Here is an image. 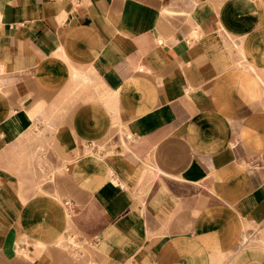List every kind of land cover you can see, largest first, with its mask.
Wrapping results in <instances>:
<instances>
[{
  "label": "crops",
  "instance_id": "0c3cea01",
  "mask_svg": "<svg viewBox=\"0 0 264 264\" xmlns=\"http://www.w3.org/2000/svg\"><path fill=\"white\" fill-rule=\"evenodd\" d=\"M0 264H264V0H0Z\"/></svg>",
  "mask_w": 264,
  "mask_h": 264
},
{
  "label": "rangeland",
  "instance_id": "374dc122",
  "mask_svg": "<svg viewBox=\"0 0 264 264\" xmlns=\"http://www.w3.org/2000/svg\"><path fill=\"white\" fill-rule=\"evenodd\" d=\"M99 147H100V149H102L103 146L100 145Z\"/></svg>",
  "mask_w": 264,
  "mask_h": 264
}]
</instances>
